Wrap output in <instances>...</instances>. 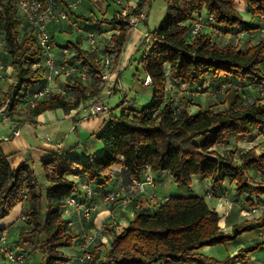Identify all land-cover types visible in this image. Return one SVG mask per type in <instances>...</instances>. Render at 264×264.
<instances>
[{"label": "trees", "instance_id": "obj_1", "mask_svg": "<svg viewBox=\"0 0 264 264\" xmlns=\"http://www.w3.org/2000/svg\"><path fill=\"white\" fill-rule=\"evenodd\" d=\"M55 1L58 8L65 4V0ZM145 1L138 0L129 15L138 16ZM242 1L251 20L242 17L234 7V0H165V14L158 27L150 32L152 40L138 61L149 78L150 102L140 109L128 108L119 115H110L98 135L103 146L101 153L84 159L70 155L47 157L41 163L48 184L40 186L27 161L11 168L0 147V217L17 202L26 200L28 219L25 223L32 226L27 230L22 228L17 245L30 244L43 236L39 244L43 257L39 264L69 261L61 248L79 244L80 239L74 242L65 226L61 215L64 200L73 195L84 180L94 185L96 198L101 197L106 192L103 185L111 176L106 177L104 173L114 164L119 165L115 174L123 186L130 177H139L146 167L153 172L169 173L178 187L189 186L193 176L208 178L218 186L228 179L234 182L237 193L248 196V201H253L252 196H255L263 208L262 213L223 233L219 216L203 196H168L149 211L137 207L141 196L138 195L128 206L132 216L128 217L127 225L121 231H116L113 224L105 228L112 239L103 257L98 249L92 250L86 264H229L239 258L241 252L254 250L261 244L256 243L223 260L198 252L205 245L233 240L244 231L264 227V179L252 184L247 177L251 167L264 173V144L260 153L250 148L240 153L237 160L230 150L220 154L214 149L230 137L249 135L264 128V94L257 101L246 102L243 90L232 87L226 80H241L252 84L256 90L257 81L264 77V34L258 42L241 49L238 42L218 45L203 29L211 26L226 35L236 36L235 39H241V33L263 32L264 0ZM12 4V0H0V30L4 34V54L14 73V83L6 94L13 92V103L17 104L26 103L31 93L43 85L44 79L39 66L31 68L39 62L33 38L26 35L17 39L18 19ZM66 16L65 20L48 27L53 45L67 48L72 61L88 67L90 75L85 82L75 76L65 78L59 84L65 95L54 94L28 108L27 120L31 122L45 110L61 108L69 112L99 92L96 76L101 56L97 50L88 51L83 46L86 45L84 37L78 39V35L74 41L67 39L68 44H59L51 31L64 29L74 34L78 28L79 34H83L94 30L98 23L84 16L78 8L68 9ZM194 21L201 22L202 27L191 34ZM100 22L117 30L111 33V45L105 49L115 52V65L126 40L128 23L119 16ZM62 23H66L65 27L60 26ZM179 84L195 87L196 91L216 84L224 94L225 108L215 111L207 107L191 113L186 104L177 107L172 95L166 97V90H178ZM70 93H74L72 100L67 97Z\"/></svg>", "mask_w": 264, "mask_h": 264}, {"label": "rangeland", "instance_id": "obj_2", "mask_svg": "<svg viewBox=\"0 0 264 264\" xmlns=\"http://www.w3.org/2000/svg\"><path fill=\"white\" fill-rule=\"evenodd\" d=\"M117 1L114 0L113 2L108 4L109 8H107V9L103 5H93L92 4V6L94 8L93 9L90 8V11H89L90 14L88 16L91 17L92 19H94L95 22L98 23L97 27H94L93 28L94 30H92V32H94L96 34H99L101 32L106 33V37L99 38L98 43H97L98 53L102 54L101 56H103V54L106 52L105 49H107V48L109 49V47L111 45V42L109 40V36H110L111 31H112V28L109 25H106L105 23L100 22L101 19H109V17H111V16H119L121 18L124 17V18H126V20H128L129 18L139 19L138 18L139 16L135 17L132 15H129L132 8L135 7V5H136V4H134L133 6H131L132 1L137 3L138 0H117ZM142 11L144 13L143 14L144 17L142 19H139L135 25H134L135 22L133 24H131V22H130V24H128V31H127L126 40H125L126 42H125V44H124V46H123V48L119 54L118 61L115 64L116 69L120 73L119 77H118V81H119L118 89L119 90L114 92L107 99V107L110 109V113H102V114L96 115L93 118H90L87 121H85V123H87V124L89 123L91 126H93V123H95V124L100 123L102 117H104L108 120L110 115H119V113L123 109H128V108L140 109L142 106H144L150 102V101H147L148 98L142 92V89L145 87L144 85H146V84H144V80L146 79V75H145L144 71L142 70L138 61L142 57V55L144 54V52H145L144 50L146 49L147 44L150 43L152 40L150 32L153 29L158 27L163 15L165 14V11H166L165 0H146L143 7H142ZM240 14L242 15V17L245 20H251L252 19L251 14L248 11H245V10L242 11L241 10ZM135 27H136V29H138L140 31L141 34L138 38H135L132 41V37H133L132 31L134 30ZM263 27H264V24H263ZM205 28L206 27H204L203 29H205ZM115 31H117V30H115ZM86 32H88V31H86ZM215 32H216L217 38H215V34H214ZM79 33H80L79 29L76 28L74 31V34L71 33L67 39H71L74 41L75 37H77L76 35H78V39H81V37H84V35H85L84 33L83 34H79ZM262 33L264 34V30H263V32H260V33L253 32L252 34H249L246 36L243 35L244 38L242 37L241 39L239 37H237L235 39L234 37H236V36H234V35L230 36V35H226L223 31L214 30V32L212 33L213 34L212 38L217 42L218 45H222L226 42H232L234 44L238 42L239 43L238 46L241 49H245V48H247L248 45L258 42V40L261 39V37L263 36ZM24 37H26V33H22V34L20 33V35H18L17 39L21 40ZM63 43L68 44V41L67 40L63 41L62 39H60L59 44H63ZM132 45H133V47H132ZM134 45H136V46L134 47ZM111 53L113 56L115 55V52H111ZM2 59H3L4 63L9 64V62H8V60L4 54H3ZM6 75H9V73H6ZM226 80H228L230 82L232 87L237 86L243 90L242 95H243L244 100L246 102L257 101L261 96V94L256 92V90L252 84H249L247 82L243 83V81H241V80H239L237 82L235 79L232 80L231 78H226ZM61 81H63V79H58L59 83ZM13 83H14V79L12 78L11 84H13ZM216 84H213L212 86H210L208 89H206L204 91L200 90V89H198L196 91L195 87L190 88L188 85L180 84V87H178V90H175L172 92V97H173V100L175 102V105L177 107H179V106H184L186 104L187 109L191 112L194 111L193 113L198 111V108L192 107V105H194V103H200L202 105L200 107H203L202 109H205L207 107L212 108L215 111L224 109L225 108V104L223 102L224 101V94L221 93L217 89ZM70 94L67 95L68 99L71 98V97H69ZM192 109H193V111H192ZM12 111L13 110H11V113H12ZM27 111H28V107H27L26 103H24L23 101L19 102L18 112L24 117V115H25L24 113H27ZM47 111H51L54 118L51 119L50 121H45L46 124H44L43 130H41V132H40L41 135H37L38 141H41L42 138L46 136V134L48 135L50 133L52 127L55 124H58L61 127L60 131L66 132L67 138L72 140L73 142L75 140H77V133L81 134L80 139L82 141H84L83 139L85 137L89 136L88 132L81 130L79 127L77 128V131H75V130L74 131H68V128H67L68 119L65 120V123H66L65 127L60 122L61 119L63 118V113H65L62 109H54V110H47ZM2 113L10 115V108L9 109L5 108V110H3ZM1 120H3V119L1 118V115H0V121ZM6 120H8V119H6ZM33 121H34V119H33ZM62 122H64V120ZM55 136H56V134H54V137ZM263 144H264V128L262 130H255L254 132H252L249 135H240V136L230 137L226 143H220V144L214 146V149L217 152H219L220 154H223L225 150H230L234 153L235 159L237 160V157L240 153H242V152H244L250 148H253L257 153H260ZM33 164H34V167L31 163L29 165L33 170L34 176H35L38 184L40 186H46L48 181H47V178L45 176L42 163L38 162V163H33ZM113 169H115V171L119 170V165L114 164L112 167V170L109 171L108 175L114 176L115 172L113 173ZM197 177H199L197 179H203L200 176H197ZM263 177H264V174L261 173L259 176V179L263 180ZM250 180H252V178H250ZM254 180L257 181L258 178L254 179ZM113 182H115V181H113ZM165 186L166 187L164 189H162V192H166L167 194H169V193L174 194V195L195 194V195L204 196V199L208 204H210V201H212V199H210L206 193V190H209V186H208L207 182L195 180L194 177L192 178L191 184L187 187H178L172 180L169 183V186L167 183H165ZM105 188H108L106 190H109L111 188L110 184L108 185V183H107L105 185ZM178 192H180V193H178ZM148 195H149V193L147 191L146 194L141 195V198L144 197L147 200H149ZM25 210H26V208L23 211H21V214L19 215V219L18 218L16 219L17 215L19 214V209L12 210V208L5 216L0 217V218L8 219V224H12L11 225L12 227L10 229L9 228L6 229L8 232V238H10L11 240L12 239H18V236H19L18 225H22L24 223L23 220L20 219V216L25 215ZM100 210H101L100 205H98L97 211L92 216V221H91L90 225L93 228V231H99L100 226H102L104 223H106L105 225L110 226L109 224H107V222H108V220H111V217L109 216L110 212H111V207L107 208V210H108L107 215L105 217H103L102 221L99 224L100 226L98 225L97 227H95V224H93V220H94L95 216L100 212ZM125 212L126 211H121L120 209H114V211H113L114 217L117 220V224L115 226L116 231H121L122 228L127 225L128 217H131L130 215H128V213L126 214ZM248 220H250V219H248ZM25 224H26V227L24 228V230L30 229L32 226L29 223H25ZM69 233L71 234L74 242H75V240L80 239V238H78V235L76 234V232L74 230L69 231ZM108 234H109V231H106L105 227H104L103 231H102L103 236H97L96 240L94 241V243L92 245L93 251L96 249H98L100 251V257L101 258L103 257V253H104L105 248H107L109 246V243L112 239V236H109ZM42 239H43V236H41V235L38 236L34 241H32L29 244L30 247H27V248H31L29 253L32 256H33L32 251L34 253H37L38 251H40L39 244H40V241ZM78 245L73 244L71 247L73 250H76L75 246H78ZM205 246H207L208 249L203 251L204 254H206V256H210L216 260H223L228 255L225 251L223 243H217V244L205 245ZM27 248H23V250L26 252ZM64 248H69V247H64ZM1 264H12V263L4 260L1 262ZM64 264H72V260H70Z\"/></svg>", "mask_w": 264, "mask_h": 264}, {"label": "crops", "instance_id": "obj_3", "mask_svg": "<svg viewBox=\"0 0 264 264\" xmlns=\"http://www.w3.org/2000/svg\"><path fill=\"white\" fill-rule=\"evenodd\" d=\"M113 1L114 0H82L78 6V9L84 16L89 17L88 15L90 14L89 13L90 8L91 9L94 8L92 4L93 5H103L107 9L109 8L108 4H110ZM134 4L136 3L132 1L131 6H133ZM234 7L238 11L245 10V4L243 3L242 0H234ZM65 24L66 23H62L60 26L65 27ZM213 28L214 27L208 26L204 30L210 33L211 37H213L212 33L214 32V30H216L215 28L214 29ZM51 31H52V34H54V36L58 38V40L62 39L63 41L67 40L68 36L71 34L70 32H67L64 29L61 31L59 30L58 31L51 30ZM114 31L115 30H112L111 33H113ZM253 32L249 34H252ZM83 33L85 34V31ZM256 33H259V31ZM132 34H133V37H132V41H133L135 38H138L141 33L135 27L134 30L132 31ZM214 34H215V38H217L216 32ZM242 34H240V36H243ZM249 34H245V36ZM83 46L87 48V45H83ZM135 46L136 45H134V47ZM97 53H98V49H97ZM8 73L9 75H5L3 79L0 80V115H1V118L3 115L2 111L5 110V108H8V109L10 108V115L8 114V120L0 121V139H1L0 147H1L2 152L6 155L8 163L11 168L17 167L24 161H27L29 164L31 163L34 167L33 163L42 162V160L46 159L47 157L51 155H61V156L70 155L76 158L84 159L90 155H94V154H98L102 152L103 146L100 140L98 139V135L101 132L107 119L102 117L100 123L98 124L93 123V126H91L89 123L88 124L85 123V121H87L90 118H93L94 116H88L87 118H85L84 115L86 111L82 110V108H79V106L75 109L70 110L69 112L63 113V118L61 119L60 122L65 127V124H66L65 120L68 119L67 121L68 131H74V130L77 131V128L79 127L81 130L88 132L89 136L85 137L83 139L84 141L80 139L81 138L80 133L79 134L77 133V140H75L74 142L68 139L66 132L60 131L61 127L58 124H55L52 127L50 133L48 135L46 134V136L43 137L41 141H38L37 135H41L40 132L41 130H43L44 124H46L45 121H50L51 119L54 118L53 114L51 113V111L45 110L32 118V120L34 119L35 123L27 120L28 111L27 113H24L25 115L23 117L18 112L19 103L17 104L13 103L14 93L12 92L10 93V95L6 94V92L8 91V87L11 85L12 78L14 79L13 71L12 72L8 71ZM60 79H63L64 81L65 78H60ZM63 81H61L60 83H62ZM89 81H91V79H89ZM144 86L145 87L142 89V92L148 98L147 101H150L151 87L148 84ZM178 87H180V84ZM21 91L22 90H20V92ZM171 95H172V92L168 88L166 90V97H170ZM69 97H71L69 99L72 100L74 97V93H71ZM200 106H202L200 103L192 105V107L198 108V110L203 108ZM56 109H61V108H56ZM11 110H13L12 113H11ZM63 120L64 122H62ZM13 132H16V134L15 133L13 134ZM54 134H56L55 137H54ZM112 167L110 168L109 171L112 170ZM115 169H113V173L115 172ZM109 171L104 173L106 174V177ZM151 172H152V176L154 180L153 181L154 186L147 187V191L154 192L159 197L167 198L168 196L174 195V194H170V193L167 194L166 192H162V189L166 187L165 183H167L169 186V183L172 180L171 175L167 172H153V171ZM261 173H262L261 171H258L255 168H252V167L249 168L247 172L248 174L247 177L250 183L254 184L257 181L261 182V180L259 179V176ZM193 177L195 178V180L207 182L209 186V190H206V193L209 196V198L212 199V201H210V204H208L207 202L206 203L219 216V226L223 233H229L231 231L232 226L235 224H240L243 221L248 220V219H256L261 215L262 209H263V208H260L261 205L256 204L254 206V203L252 200L251 201L247 200L248 199L247 195L237 193L234 189V182L228 179H225L222 182V184L218 186V185L211 183L210 179L208 178L197 179L199 177L197 176H193ZM250 178H252V180H250ZM256 178H258L257 181L254 180ZM107 183L108 185L110 184V187H111L110 189L123 186L121 184V179L117 174H114V176L111 175L109 177V180L103 185L104 189H108V188H105V185ZM179 195H183V194H179ZM188 195H191V194H188ZM184 196H186V194ZM140 199H141V196L139 198V201L137 202V207L141 206L142 208L147 209L149 211H152L155 209L157 205V201H151L150 199L147 200L146 198H144L143 201H140ZM25 201L26 200L23 199L22 201L17 202L12 207V210L19 209V214L17 215L16 219L17 218L19 219V215L21 214V211H23L27 207V202ZM98 205H100L101 210L95 216L93 220V224H95V227H97L102 221L103 217L107 215V211H108L107 208L111 207V205L103 204V203H99ZM253 206L257 208L256 212L248 213L247 210ZM125 213L127 214L128 212H125ZM11 225L12 224H8V219L0 218V230L7 229V228L10 229L12 227ZM25 227H26L25 222L22 225H18L19 232L22 231V228H25ZM263 234H264V228H254V229L247 230V231L240 233L233 240L223 242L225 251L228 254L227 256H230V257L236 255L237 252L240 250L242 251L243 249L248 248L256 243H261L254 250H251L248 252H241L240 257L231 261L229 264H264V238L262 237ZM7 241L10 243L12 247H15V248L23 249V248L30 247L29 244L18 246L17 239L11 240L10 238H8V236H7ZM75 247H76L75 248L76 250H73L72 247L71 248L69 247L70 249L61 248L64 254L67 257H69V261L73 260V257L79 251L78 246H75ZM207 249H208L207 246H203L198 250V252H201L204 254L203 251ZM30 250L31 248L26 249L27 256H28V264H39L42 261L43 254L40 251H38L37 253H34L32 251L33 253V256H32L29 253Z\"/></svg>", "mask_w": 264, "mask_h": 264}, {"label": "built area", "instance_id": "obj_4", "mask_svg": "<svg viewBox=\"0 0 264 264\" xmlns=\"http://www.w3.org/2000/svg\"><path fill=\"white\" fill-rule=\"evenodd\" d=\"M81 1L65 0V4L61 8H58L55 0H12V5L18 19L17 29L19 35L20 33H26L27 36L33 38L35 43L39 62L32 65L31 68L34 69L39 66L44 79L43 85L35 89L26 102L28 108L34 107L39 101L49 98L54 94L65 95V90L59 85L58 79L75 76L80 81L85 82L90 75L88 67L72 61L71 52L67 48L53 45L52 37L48 30L50 24L65 20L67 18V10L77 9ZM143 14L141 10L138 18L142 19L144 17ZM139 19L129 18L126 22L128 24L135 22V25ZM208 19L211 20V17ZM201 27V22L194 21L191 27V34L197 33ZM102 37H106V33L85 32L84 41L89 51H96L98 49V39ZM4 44V34L0 30V80L3 79L8 71H13V68L9 67L10 65L8 66V64L3 62ZM99 64L100 70L96 76L99 92L79 105V108L86 111L85 118L109 113L110 109L107 107V99L116 90H119V71L114 65L112 53L105 52L101 56ZM148 82L149 78L146 76L144 84H148ZM256 90L261 95L264 94V77L257 81ZM2 119H8V115L3 113ZM14 133L16 134V132ZM153 181L152 172L146 167L142 170L139 177H130L125 186L106 190L101 197L97 198L92 183L86 180L80 182L76 192L64 200L61 209V215L65 221L67 230H74L78 238H80L79 251L73 257L72 264H86L90 260L94 241L97 236H103V228L108 227L104 223L100 226L99 231H93L90 225L92 216L97 211L98 204L111 205L109 215L111 220H108L107 224L116 225L117 220L114 217V209L126 211L128 215L132 216V211L128 210L129 204L136 196L146 194L147 187L154 186ZM148 193L149 199L157 201V203L167 199L166 197H159L154 192ZM252 199L254 206L259 204L255 196H252ZM254 206L249 208L247 212L255 213L257 208ZM260 208L262 207L260 206ZM20 219L25 222L28 216L21 215ZM7 236L6 229L0 230V263L5 260L12 264H28L27 253L21 248L12 247L7 241ZM262 237L264 238V234Z\"/></svg>", "mask_w": 264, "mask_h": 264}, {"label": "water", "instance_id": "obj_5", "mask_svg": "<svg viewBox=\"0 0 264 264\" xmlns=\"http://www.w3.org/2000/svg\"><path fill=\"white\" fill-rule=\"evenodd\" d=\"M213 158H215V157H213Z\"/></svg>", "mask_w": 264, "mask_h": 264}]
</instances>
